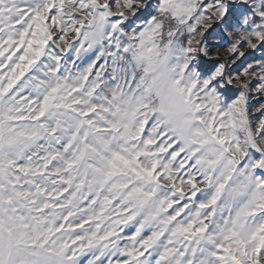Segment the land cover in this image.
<instances>
[{"label":"snow or ice","instance_id":"6c2138e0","mask_svg":"<svg viewBox=\"0 0 264 264\" xmlns=\"http://www.w3.org/2000/svg\"><path fill=\"white\" fill-rule=\"evenodd\" d=\"M0 264H264V0H0Z\"/></svg>","mask_w":264,"mask_h":264}]
</instances>
